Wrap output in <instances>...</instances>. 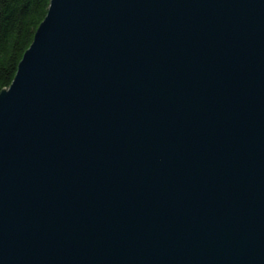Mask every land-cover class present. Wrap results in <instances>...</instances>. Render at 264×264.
I'll return each instance as SVG.
<instances>
[{
    "label": "water",
    "instance_id": "water-1",
    "mask_svg": "<svg viewBox=\"0 0 264 264\" xmlns=\"http://www.w3.org/2000/svg\"><path fill=\"white\" fill-rule=\"evenodd\" d=\"M0 264H264V0H48L0 88Z\"/></svg>",
    "mask_w": 264,
    "mask_h": 264
},
{
    "label": "trees",
    "instance_id": "trees-1",
    "mask_svg": "<svg viewBox=\"0 0 264 264\" xmlns=\"http://www.w3.org/2000/svg\"><path fill=\"white\" fill-rule=\"evenodd\" d=\"M48 0H0V88L7 86Z\"/></svg>",
    "mask_w": 264,
    "mask_h": 264
}]
</instances>
